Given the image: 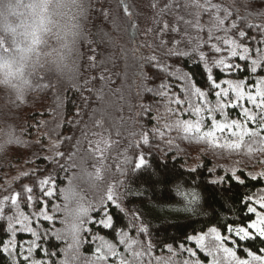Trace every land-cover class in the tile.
<instances>
[{"label":"trees","instance_id":"trees-1","mask_svg":"<svg viewBox=\"0 0 264 264\" xmlns=\"http://www.w3.org/2000/svg\"><path fill=\"white\" fill-rule=\"evenodd\" d=\"M184 1L189 2L180 0ZM216 6L220 20L213 22L212 28L217 25L241 47L264 49V28L249 29L250 25H264V0H216ZM80 7L87 11L82 23L77 21L81 23L79 35L70 45L56 31L36 45L26 74V91L18 95L11 89H0V207L9 208L10 197L21 193L18 205L0 218V241L9 239L8 217L13 213L19 211L31 221L41 216L38 204L25 202L22 186L33 187V199L38 200L41 196L35 190L36 181L50 177L53 195L43 199L53 219L45 221L41 216L38 228L32 222L34 230L41 234L35 257L48 264H62L65 254L70 259L71 253H76L74 264H88L96 259V249L103 243L115 245L126 259L125 245L120 243L125 233L144 245L135 246V251L151 253L144 256L143 264H157L158 258L169 253L168 248L188 247L191 237L212 228L224 237L225 245L235 250L238 258L247 259L248 249L261 254L264 240L237 242L233 236L230 242L227 228L254 220L246 204L255 207L249 197H258L264 189L263 180L252 179L244 171L235 174L242 183L228 171L214 173L213 163L207 158L188 169L183 158L186 153L172 145L168 147L152 133L155 105L163 94H175L180 99L181 90L193 83L206 93L211 91L206 68L211 67L212 75L221 83L224 79L246 82V89L264 79V67L254 74L249 70L255 54L245 61L230 58L223 47L220 53H214V44L209 43L212 39H208L204 28L187 29L176 47L170 45L169 49L157 42L152 49L143 39L134 0H83ZM240 31L246 32L245 38L239 37ZM13 40V36L0 32V54L14 51ZM198 43L200 48L194 52ZM169 50L180 55H168ZM201 54L208 58L207 64L199 61ZM152 57L167 67L157 71L149 64ZM219 59L237 66L230 76L216 70L212 60ZM197 63L201 66L197 67ZM57 65L68 68L65 74L56 73ZM101 75L103 80L98 79ZM162 83L170 92L159 91ZM179 86L184 87L178 89ZM123 87L128 96H121ZM227 116L241 120L235 108L227 109ZM143 134H147V143L143 142ZM140 155L145 165L136 169ZM81 167L94 187L82 182ZM9 175L11 180L6 182ZM67 184L74 186L77 194L69 205L64 203ZM110 186L122 210L107 201ZM83 208L89 209L86 216L81 212ZM102 208L113 217V227L92 222L101 219ZM140 228L147 231L141 233ZM17 237L29 239L26 233H18ZM13 259L0 246V264H13ZM118 260L119 257L109 258L99 264H117Z\"/></svg>","mask_w":264,"mask_h":264},{"label":"snow or ice","instance_id":"snow-or-ice-1","mask_svg":"<svg viewBox=\"0 0 264 264\" xmlns=\"http://www.w3.org/2000/svg\"><path fill=\"white\" fill-rule=\"evenodd\" d=\"M124 11L127 13L128 8L125 6ZM230 15V13H229ZM220 24L223 25L224 21L221 20ZM132 27H135V24L132 25ZM235 27V25H233ZM257 28L259 31L261 28H264V25H250L249 29L251 28ZM168 25H164V29H167ZM163 34V33H162ZM261 34H264V32H261ZM239 37L241 39L246 37L245 31L239 32ZM209 40L213 39L212 36L208 37ZM219 40L220 38L217 37ZM40 43V38L37 35L34 40L33 44L38 45ZM264 43V42H262ZM223 44L228 47L230 58H238L240 60L247 61L249 56H252L255 54V58H252L250 60V72L256 73L258 68L264 67V49L259 48H249V47H241L240 44H238L235 40H229V39H223ZM200 48L199 43L197 44L196 49L193 51H198ZM212 48L214 49V53H220L222 51L221 47L213 45ZM168 55H177L179 56L180 53L172 52L169 50L167 53ZM93 61L95 60V57L91 58ZM199 61H203L205 64L208 63V58H206L203 54L200 55ZM212 63L216 65V70L220 71L223 76L227 77L232 74V70L236 68L237 66L226 61L223 59L219 60H212ZM149 64L154 66L157 71H162L167 66H161L160 61L156 60L154 57L149 58ZM95 66V65H93ZM201 64L197 63V67H200ZM206 79L209 82V88L211 91L205 92L201 89V87L197 86L195 83L184 87L181 91L183 93V96L186 97V100L183 101V103H186L187 107L191 110L189 114H200L202 111H206L209 116L213 112L216 111H223L225 107H228L229 104L232 108L239 107L241 109L240 115L242 116V120H231V122L224 121L219 122L217 121L215 116H211V127L207 131H202V125L205 123V120H197L195 123L190 121H176L174 127L177 130H180L183 132V134L187 136H194L198 137L201 140L207 141L213 148H221L225 149L231 152H237L239 153L241 150H246L248 153H251L253 151V145H259V147L256 149L257 151H264V79H260L256 81L251 88H248L246 90V82H237L234 83L232 80L224 79L222 81L223 85H226L227 87H222V83L218 81L213 75V69L211 67L206 68ZM98 79L103 80L104 77L101 75L98 77ZM171 79V77H170ZM185 80L188 79V77H184ZM40 87H47L46 85H37V88ZM148 91H152L149 89ZM159 91L163 94L164 92L168 91L170 92V88L165 86L163 83L159 86ZM209 96H214L216 98V106H211V101L208 99ZM193 97H195L196 102L201 106H195L193 104ZM235 99V103L231 102V99ZM176 104L180 105L182 104V101L180 99H177L175 97H170ZM246 100L248 105H251V107L248 106H242L241 101ZM204 105H207L206 107H202ZM251 125V126H250ZM227 132L228 139H225L221 141V137L218 134H224ZM144 135V143L148 142L147 134ZM136 147H139V145H135ZM63 155V154H59ZM127 162V161H126ZM145 165V159L143 155H140L137 158V162L135 163V168L140 169ZM26 175H36V173H28ZM264 175V174H262ZM238 182L242 183L243 181H240L239 178ZM252 179H258V177L253 176ZM51 178H43L36 181V189L40 192L41 199L34 200L33 199V193L34 188L31 186H22V192L25 193V202L28 205H35L38 204L41 208V216L42 219L45 221L52 220L53 217L50 215H47V207L45 200L43 197H49L53 195V192L49 190V184H50ZM20 192H17L13 194L10 197V207L5 209L3 207H0V218H2L6 211H11L12 208H15L18 205V202L20 201ZM107 201L110 203L112 207H115L118 210L120 209V204L118 203V197L116 196V193L113 190V187L110 186L107 191ZM4 200L6 202L9 201V197H4ZM249 202L253 204H258L259 209L261 211H257V207H250L246 204L247 210L249 213L255 214V219L251 220L246 225H240L237 227L228 226L227 232L229 234V241L231 242V238L234 236L236 238V241H246V240H254V239H262L264 240V196H260L258 198L249 197ZM102 211V217L99 221H92L93 223L98 222L101 227L105 228H111L113 227V217L109 214V212ZM81 212L84 216H86L89 212V209L83 208L81 209ZM35 215V214H30ZM41 216H35V221L37 223L38 228V222L41 219ZM16 223H19L22 228L27 229L28 233L36 238L32 244H29L27 247H24V245H20L19 247L22 249L17 254L23 258L25 261H28V264H43V261L37 262L35 260L31 259V253L33 252L34 248L38 249L40 247L39 245V238L41 234L37 231H33L32 227L29 226L30 221L28 216H21L17 217L15 213L11 217H8V232H9V239L5 241H0V246H2V250L4 252H7L9 257H12L13 255V248L11 247L12 244V237L13 235L18 232L20 229H18L15 225ZM135 227V226H134ZM81 230V229H80ZM79 230V231H80ZM73 231L75 232L76 229L74 228ZM147 231L144 228H140L139 232L143 233ZM210 233L212 234V238L214 241H216L215 244H212L208 246V252L209 254L214 253H223L226 260L229 261V264H264V248L260 249L259 252L261 254H257L253 252L251 249H248L246 251V256L250 257V259H240L236 255V251L232 248L225 247L224 243L222 242L224 240V237L217 232L216 228H212L210 230ZM60 234L57 233V236ZM204 236H200L198 239V243L201 247H204ZM79 240L76 241V244L78 245ZM120 243L123 245H126L125 247V253L131 257V259L126 260L123 256L117 251L115 245L113 244H103L102 247L96 249V260L97 264L99 262H103L111 258H117L119 257L118 264H142L143 258L145 255L150 256V252L146 251H135V246H139L140 248H144V245L142 242L136 239H131L128 237V234L125 233V238L120 240ZM69 247H72L71 245ZM236 247L238 248V243L236 244ZM151 248V245H148V249ZM169 251H173L171 248H169ZM45 254H47L45 250ZM13 264H17L15 260H13ZM65 264H68V261H65ZM187 264V262H185ZM212 264H220V261L215 258Z\"/></svg>","mask_w":264,"mask_h":264},{"label":"rangeland","instance_id":"rangeland-1","mask_svg":"<svg viewBox=\"0 0 264 264\" xmlns=\"http://www.w3.org/2000/svg\"><path fill=\"white\" fill-rule=\"evenodd\" d=\"M134 4L138 11L140 30L142 32L143 39L148 47L152 49L156 48L157 42H159L160 45H165L169 49L170 45H174L176 47L177 40L185 37V34H187V29L194 30L196 28H204L207 30V34L213 37V39L209 43H212L215 46L223 47L224 49H227L226 51H228V47L223 44V39H229L227 37V34L222 30H218L217 25H215V28H212V23H217V21L220 20L219 11L216 6V0H209L204 2L200 0H189V2L184 1L182 3L180 2V0H134ZM171 10L175 13L173 12L170 15ZM165 24L168 25L167 29H164ZM217 37H219L220 39L218 40ZM67 69L68 68L63 65H57L56 73L58 75L65 74L64 70ZM183 87L184 86H179L178 89H181ZM122 90L123 91L121 93V96H128L126 88L123 87ZM170 97L176 98L175 94H163L161 97H159L162 99L155 105L157 112L152 133L158 141L167 143L168 147L172 145L181 153H186V156L183 157L186 161V168L194 169L202 163V160L204 158H207L213 163L214 168L212 170L214 171V173L216 171L217 173H219L220 171L218 172V170H221L224 173L228 171L231 174L235 175L238 171H244L249 177H261L264 180V175H262L264 174V151L256 150L259 145H253V151L251 153H248L246 150H241L239 153H237L221 148H213L207 141L201 140L198 137H186L182 131L177 130L174 127L175 122L179 120L195 123L197 120H204L206 116H209V114L206 111H202L200 114H189L191 110L187 107L186 103H183V101L186 100V97L183 96L181 98L182 104L180 105L176 104L172 99H170ZM214 99L216 102V98ZM231 102L235 103V99L232 98ZM240 103L242 106L251 107V105L247 104L246 100H242ZM193 104L195 106H201L196 102L195 97H193ZM212 104H214V107L216 106V103L212 102ZM206 106L207 105H204L202 107ZM240 111L241 109L239 110V113ZM216 112L220 113L218 115L219 117L217 118L219 122L227 121L226 117L222 114L223 112ZM106 113L110 114L111 112L108 110L106 111ZM211 116L216 115H214L213 112ZM211 116H209L210 119ZM210 127L211 125H206L204 123L202 125V131H207ZM218 135H220L221 141L228 139L227 132L222 135ZM196 142L198 144H196ZM192 144L193 146H190ZM192 151L197 152L193 153ZM83 170L84 169H82L81 167L80 172H83V176L81 177L82 182L89 187H94L92 182L88 180L86 173ZM13 174H15V172ZM215 176V178L219 177L218 175ZM10 180L11 179L9 175L5 179V181L10 182ZM236 180L238 181V179ZM239 180L241 181V178H239ZM71 186L67 184L66 188L64 189L65 205H69V203L77 199L76 188L74 186L72 188ZM260 196H264V190L258 194V197ZM255 207H257V211H261V209H259L258 207V204H255ZM15 213L17 217L23 216L19 211ZM79 213L80 211H76V214ZM47 215L49 214L47 213ZM29 221V226L32 227L33 231H35L30 219ZM15 226L20 230L16 232L12 237V258H14L13 260H15L17 264H28V261H25L17 254L22 250L19 246L24 245V247H27L29 244H32L34 240H36V238L32 237L28 233L27 229L22 228L19 223H16ZM18 233H26L29 236V239H19L17 237ZM200 236L205 237L204 247H201L197 242ZM190 242L192 245L188 247H181L179 249L171 248L173 251H169V253H165L164 255H162V257L158 258L157 264H185V262H187V264H212L214 255L215 258L220 261V264H229V261L225 259L223 253L209 254L208 246L216 243V241L213 240L210 231L191 238ZM64 249L65 251L68 250L67 247H65ZM69 249H71V247H69ZM36 250L37 249L34 248L33 252L31 253V259L37 262L43 261V259L35 257L34 252ZM16 254L17 257H15ZM75 254L76 253L70 254L71 260L66 257L67 254H65V258L64 261H62V264H65L66 260L68 261V264H74L76 261ZM125 257L126 260L131 259V257L127 254L125 255ZM110 259L114 260L115 258L110 257ZM247 259H250V257H248ZM43 264L48 263L44 261ZM88 264H97L96 259L90 260Z\"/></svg>","mask_w":264,"mask_h":264},{"label":"clouds","instance_id":"clouds-1","mask_svg":"<svg viewBox=\"0 0 264 264\" xmlns=\"http://www.w3.org/2000/svg\"><path fill=\"white\" fill-rule=\"evenodd\" d=\"M82 3L83 0H0V32L14 37V51L0 54V89H11L18 95L26 91V74L36 52L33 40L37 35L44 42L56 31L71 44L79 35L87 11L80 7Z\"/></svg>","mask_w":264,"mask_h":264}]
</instances>
